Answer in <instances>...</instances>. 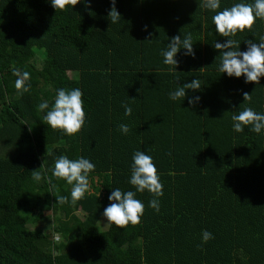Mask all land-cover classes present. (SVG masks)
I'll list each match as a JSON object with an SVG mask.
<instances>
[{"label": "trees", "instance_id": "obj_1", "mask_svg": "<svg viewBox=\"0 0 264 264\" xmlns=\"http://www.w3.org/2000/svg\"><path fill=\"white\" fill-rule=\"evenodd\" d=\"M238 2L252 0H221L216 11ZM203 3L115 0L121 18L111 23L110 0H69L56 11L47 0H0V264H264V130L231 126L245 107L264 113V76L245 83L219 72L213 47L232 39L245 50L244 40L264 35V19L223 37ZM187 34L195 56L181 49L176 69L163 64L168 40ZM14 69L29 73L21 89ZM194 78L202 87L187 95H200L198 106L169 98L177 80ZM58 88L82 91L85 122L75 134L43 120ZM137 150L156 166L159 211L145 190L135 197L145 205L139 223L103 229L111 188L135 191ZM61 155L95 164L75 202L55 197L71 191L52 176ZM202 230L213 238L203 242Z\"/></svg>", "mask_w": 264, "mask_h": 264}, {"label": "clouds", "instance_id": "obj_2", "mask_svg": "<svg viewBox=\"0 0 264 264\" xmlns=\"http://www.w3.org/2000/svg\"><path fill=\"white\" fill-rule=\"evenodd\" d=\"M52 8L63 9L69 3V0H47ZM78 0H71L75 5ZM87 4V0H81ZM221 0H204L203 7L213 10L212 24L216 32L223 37L235 35L237 31L250 29L257 19H264V0H252L251 3L238 2L233 3L230 7L220 8ZM112 7L108 12L111 23H117L120 20V14L115 8V0H110ZM145 31L147 25L144 26ZM151 35V33H149ZM245 50H240V44L232 39H226L223 42H215L214 48L220 51V62L218 65L219 72L226 74L228 77L240 78L243 76L244 82H259L264 76V35L259 40H244ZM184 50L187 56H195L191 34L181 36H173L168 40L165 49L161 50L163 64L171 65L176 69L178 60L175 58ZM13 74L17 76L15 87L21 89L25 86V82L29 79L28 72H20L14 69ZM176 81V87L168 93L169 98L173 101L183 98L187 99L189 106L195 108L201 101L200 95H187L188 90L193 92L199 91L202 84L197 78L185 82L183 84ZM82 91L79 88H58L56 89L55 99L49 109L48 102L42 101L38 108L40 110L49 109L43 116V120L53 129H60L65 135H72L81 129L85 122L84 100L82 99ZM243 101L250 99V95L246 92L242 93ZM125 116L131 115L132 108L127 104L123 105ZM232 129L235 132L244 130V126L251 125L249 131L257 134L264 130V113L254 111L251 107H245L243 110L234 113L231 116ZM121 133L129 131L128 125L120 124ZM130 176L128 184L135 188V191H122L120 188H111L108 195V205L103 208L101 215L106 218L107 222L115 224L117 227H123L128 223L137 224L140 217L144 213V203L135 198L136 193H142L147 190L154 194V198L148 201V207L159 211L158 197L163 195L162 183L152 156L146 154L145 151L137 150L133 152L130 164ZM95 170V164L90 159L79 156L75 159H69L65 155L55 159L51 169L52 176L63 179L68 185H71L70 196H55L58 203L75 202L81 199L86 191H88L89 173ZM32 172V180L39 182L42 177L37 170ZM51 183V181H48ZM55 188V185H53ZM212 233L202 230L201 239L207 242L212 239Z\"/></svg>", "mask_w": 264, "mask_h": 264}, {"label": "rangeland", "instance_id": "obj_3", "mask_svg": "<svg viewBox=\"0 0 264 264\" xmlns=\"http://www.w3.org/2000/svg\"><path fill=\"white\" fill-rule=\"evenodd\" d=\"M103 223V224H102ZM101 223V225H102V228L103 229H107L108 228V225H109V222H107V220H106V218L104 217V219H103V222ZM48 226V222H40L37 226H35V227H39V228H46Z\"/></svg>", "mask_w": 264, "mask_h": 264}]
</instances>
